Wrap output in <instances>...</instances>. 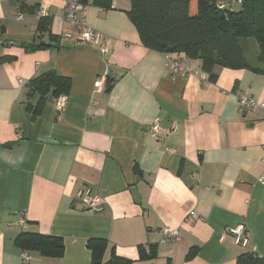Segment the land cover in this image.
Masks as SVG:
<instances>
[{"label": "crops", "instance_id": "1", "mask_svg": "<svg viewBox=\"0 0 264 264\" xmlns=\"http://www.w3.org/2000/svg\"><path fill=\"white\" fill-rule=\"evenodd\" d=\"M111 2L85 6V27L100 37L93 44L77 40L81 28L67 22L64 0H0V145L10 144L0 146V264H91L90 238L107 241L104 261H138V247L152 243L154 264H236L253 248L263 257L264 107L241 113L237 92L264 103V74L216 66L213 83L184 53L170 55L192 72L172 74L169 54L141 42L130 1ZM42 8L62 38L30 50L48 41L37 32ZM47 71L70 78L60 118L54 98L33 116L38 95L27 84ZM85 188L101 195V210L82 205ZM239 224L247 247L228 232ZM21 231L61 237L63 256L21 250Z\"/></svg>", "mask_w": 264, "mask_h": 264}, {"label": "trees", "instance_id": "2", "mask_svg": "<svg viewBox=\"0 0 264 264\" xmlns=\"http://www.w3.org/2000/svg\"><path fill=\"white\" fill-rule=\"evenodd\" d=\"M83 5H93L103 9L112 6L111 0H78ZM126 14L136 28L141 42L165 54L184 53L189 59H199L201 69L208 75V81L217 78L214 68H245L251 73L264 74V0H235L239 8H234L232 0H129ZM51 20L41 16L37 25L38 34L48 33V41H41L28 47L30 50L47 49L62 37L50 33ZM253 40L258 53H245L241 41ZM5 59V58H4ZM1 60V59H0ZM109 88L111 79H105ZM70 88V78L47 71L31 78L27 84V94L38 95L33 116L39 115L48 100L66 95ZM30 107V105H28ZM3 144L0 146H9ZM21 250L35 251L41 256L60 258L65 247L61 237L21 231L14 240ZM91 253V264H154L157 246H139L138 261L112 254L107 261L103 255L107 241L90 238L87 241ZM197 248L188 250L185 259L196 255ZM150 262V263H146ZM236 264H264V256L247 251L240 253Z\"/></svg>", "mask_w": 264, "mask_h": 264}, {"label": "built area", "instance_id": "3", "mask_svg": "<svg viewBox=\"0 0 264 264\" xmlns=\"http://www.w3.org/2000/svg\"><path fill=\"white\" fill-rule=\"evenodd\" d=\"M66 5V20L67 22L75 27L81 28V32L78 34L77 40L84 42V43H93L98 44L100 42V37L97 33L94 32L93 29L85 27V5L81 4L78 0H64ZM39 14L42 16L45 14L44 9H40ZM66 37H70V33L65 34ZM105 51L106 49H102ZM166 66L171 71L172 74H187L192 72V70L183 64L179 59L175 58L172 55L166 56ZM96 86L99 87L100 84L97 81ZM238 97V105L239 111L241 113H249L252 111L256 106H263L264 103H258L255 99H253L252 95L248 92H237ZM54 106L56 108L57 117H62V113L65 111L67 105V96L66 95H59L57 96L54 101ZM151 131L157 133L159 130V120L157 119L155 123L150 127ZM263 163V170L259 177V182L264 184V156L262 158ZM77 198L80 200L82 205L88 209L99 211L102 209L103 199L101 195L97 192H91L89 189H81L77 193ZM20 229H23L27 226L26 222L23 220H19L17 223ZM228 232L232 235L233 241L235 244L241 247H247L249 244V239L247 236L246 228L244 224H239L236 227H232L228 229ZM163 233L169 237L174 239H178L179 234L177 229H170L165 227L163 229ZM253 249H250V252H253ZM21 257L26 259L25 253L21 254Z\"/></svg>", "mask_w": 264, "mask_h": 264}, {"label": "rangeland", "instance_id": "4", "mask_svg": "<svg viewBox=\"0 0 264 264\" xmlns=\"http://www.w3.org/2000/svg\"><path fill=\"white\" fill-rule=\"evenodd\" d=\"M225 3H228L230 0H224ZM233 7L239 8V4L235 1L232 0ZM241 48L244 50L245 53H252V54H257L258 53V47H256V44L253 40H243L241 41Z\"/></svg>", "mask_w": 264, "mask_h": 264}, {"label": "water", "instance_id": "5", "mask_svg": "<svg viewBox=\"0 0 264 264\" xmlns=\"http://www.w3.org/2000/svg\"><path fill=\"white\" fill-rule=\"evenodd\" d=\"M40 141H42V142H55L53 139H50V138H41Z\"/></svg>", "mask_w": 264, "mask_h": 264}]
</instances>
